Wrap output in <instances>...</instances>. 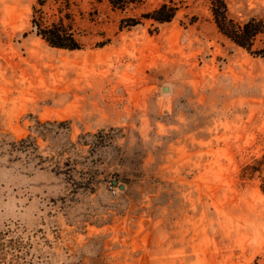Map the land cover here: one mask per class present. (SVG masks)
I'll return each mask as SVG.
<instances>
[{
	"label": "rangeland",
	"instance_id": "obj_1",
	"mask_svg": "<svg viewBox=\"0 0 264 264\" xmlns=\"http://www.w3.org/2000/svg\"><path fill=\"white\" fill-rule=\"evenodd\" d=\"M164 1L0 0L9 264H264V57L219 31L210 0L142 16ZM226 1L264 17V0ZM34 5L69 12L83 46L37 35Z\"/></svg>",
	"mask_w": 264,
	"mask_h": 264
},
{
	"label": "trees",
	"instance_id": "obj_2",
	"mask_svg": "<svg viewBox=\"0 0 264 264\" xmlns=\"http://www.w3.org/2000/svg\"><path fill=\"white\" fill-rule=\"evenodd\" d=\"M109 1L113 7L125 9L134 0ZM38 2L42 6L45 4V0H38ZM210 8L220 32L250 53L264 57V17L252 16L245 20H239L230 15L226 0H210ZM33 9L31 18L33 30L51 46L68 49H79L83 46L72 23L65 21V17H70L69 12L63 16L61 15L58 19L49 20L42 7L39 8L34 5ZM178 10L179 6L174 0H167L153 10L144 12L142 16L158 22H168L176 16ZM140 22V18L125 17L121 20V27L134 26ZM38 123L41 124V120H38ZM60 123H67V121L63 120ZM31 142L35 143V139H32L29 135L15 141L13 147L15 149H25L28 148ZM257 162L261 164L264 160L260 158ZM247 167H251L252 170L259 169L258 166L253 164H248ZM19 247L21 249L22 245ZM16 256L22 257L20 253H17ZM0 264H9L4 251L0 253Z\"/></svg>",
	"mask_w": 264,
	"mask_h": 264
},
{
	"label": "water",
	"instance_id": "obj_3",
	"mask_svg": "<svg viewBox=\"0 0 264 264\" xmlns=\"http://www.w3.org/2000/svg\"><path fill=\"white\" fill-rule=\"evenodd\" d=\"M167 88H168V87H165V89H167ZM115 181L117 182V179H115ZM120 187H121V188H124L125 185H124L123 183H121V184H120Z\"/></svg>",
	"mask_w": 264,
	"mask_h": 264
}]
</instances>
